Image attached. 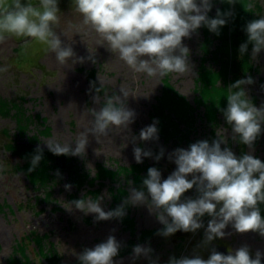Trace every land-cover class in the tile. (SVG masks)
Wrapping results in <instances>:
<instances>
[{"label":"rangeland","instance_id":"rangeland-1","mask_svg":"<svg viewBox=\"0 0 264 264\" xmlns=\"http://www.w3.org/2000/svg\"><path fill=\"white\" fill-rule=\"evenodd\" d=\"M67 1L59 0L60 19L55 31L65 44L73 48L76 54L74 61L59 63L46 45L29 37L7 36L0 40V87H6L0 88V264H79L78 254L105 242L110 235L121 244L115 264H169L172 257H193L197 251L190 243L194 239L191 238L193 233L178 231L168 237L160 235L164 224L148 203L127 204L125 212L133 214L126 213L120 220L113 218L106 221H98L95 214H85L74 207L68 210L63 204L102 194L101 206L105 211L114 210L124 204L132 189L147 191L143 180L150 167L158 168L162 179H166L176 170L175 163L169 160L171 153L177 148L187 149L197 141L211 143L218 138L217 129L226 130L224 136L227 143L222 144V148H230L237 157L250 154L261 161L264 159V126L252 146L244 145L233 134L222 111L227 106L226 87L249 76L254 83L246 85L245 91L258 108L264 106V80L258 79L261 77L258 73L264 72V51L256 58L261 61L254 75L250 71L247 73L243 64L248 58L257 64L256 59H252V51L250 53L252 46L249 45L243 57L239 51L247 41L246 24L264 15V0H236L234 5L226 0H213L212 10L208 13L210 18L216 17L217 9L231 11L233 16L218 35L202 26L190 38H185L183 44L190 49L191 71L163 77L133 71L116 53L108 50L94 30L83 25V17L75 5L71 7ZM24 2L37 3L38 0ZM236 32L243 37L239 45L236 43ZM16 37L24 39L21 47L16 46V42H20ZM105 52L111 57V63L104 68L101 60L96 61V58L101 59ZM235 63L240 64L238 70ZM40 71L44 73L40 74ZM50 77L61 81L56 89L64 100L61 106H58L60 103L53 104L52 108L51 104L45 110L36 103V99L42 98L39 94L13 90V82L27 87L34 81ZM151 93L154 94L151 96ZM117 96L130 110L136 111L135 114L141 112L142 117L136 114L134 122L127 128L113 126L106 134H93L94 111H99L108 98ZM204 110L207 111L206 124L199 122V119L205 121L201 115ZM35 114L38 122L31 123ZM81 115H84L85 121ZM48 116L54 118L52 124L55 126L46 127L44 134H56L49 143L54 146L66 142L65 145H70L74 151L75 142L82 138L81 133H87L86 153L95 154L97 150H104L99 157H110L111 163H118L115 165L117 171L111 170L98 177H110L115 186L120 184V189L112 190L105 186L102 191V186H97L99 178L90 180V188L86 179L90 161L86 157L72 159V155H66L65 159L62 157L63 162H55L47 141L40 142L41 137L37 135L41 125H48ZM87 118L90 120L87 121ZM156 121L158 140H140L143 124L149 126ZM70 138L71 143L68 141ZM25 142L28 145H23ZM35 144L43 148L44 158L34 172H29L31 157L37 149ZM135 147L150 150L153 157L143 158L142 163H137L133 153ZM161 149L164 155L157 162L155 156ZM96 161L106 162L101 158ZM132 164L135 166L131 167ZM62 167H67L69 174L64 176L66 172H60L57 177V170ZM77 167L83 172L86 170V174H81V169L75 174ZM121 176L126 182L120 181ZM55 178L59 180L56 183ZM72 179L75 180L72 182ZM130 181H135V184ZM125 183V190H121ZM66 184H72L70 191L65 190ZM198 195L194 187L182 199H195ZM259 207L264 217V204ZM211 219L205 215L202 218L204 227L196 231L197 235L202 233L200 238H195L199 246L206 241L205 231ZM217 241L233 243L237 249L245 245L250 249L258 246L264 252V240L259 233L241 234L232 224L225 229V237ZM136 245L150 247L151 255L135 258L133 248Z\"/></svg>","mask_w":264,"mask_h":264},{"label":"clouds","instance_id":"clouds-1","mask_svg":"<svg viewBox=\"0 0 264 264\" xmlns=\"http://www.w3.org/2000/svg\"><path fill=\"white\" fill-rule=\"evenodd\" d=\"M226 2L234 5L236 0ZM74 5L83 17V25L94 30L109 51L116 53L133 71L160 77L189 73L190 49L183 40L202 26L218 35L233 16L231 11L217 9L216 17L210 18L208 13L212 10L213 0H74ZM59 13V0H38L37 3L0 0V40L7 36L29 37L46 45L59 63L74 61L73 48L55 31ZM244 30L247 41L240 46L241 57L251 45L255 60L264 51V15L249 21ZM253 83L249 76L229 85L225 95L227 106L222 109L233 134L248 146L255 143L264 126V106L258 108L245 91V86ZM135 116L121 97H110L99 111H94L92 133L106 134L113 126L127 128ZM157 123L142 129L139 139L145 142L158 140ZM225 131L217 129L218 138L211 143L202 140L190 144L187 149L177 148L169 155L176 170L166 179H162L158 168L150 167L143 180L147 191L132 189L130 197L114 210H104L102 196H88L63 206L68 210L74 207L85 214H95L98 221H106L122 218L127 204L148 203L164 224L159 234L165 237L178 231L195 233L204 227L202 218L205 215L212 217L205 231L206 242L223 239L229 224L238 233L257 232L264 236V217L259 207L264 204V162L250 154L237 157L230 148H222V144L227 143ZM87 135L81 133L82 138L75 142L74 151L70 145L60 143L53 146L47 142V146L55 155L83 156L88 144ZM133 153L137 163L153 157V153L143 147H135ZM163 155L161 149L155 156L156 161L159 162ZM43 158V148L37 147L28 171L34 172ZM89 174L95 175V169L89 168ZM71 187L66 184L65 190L70 191ZM194 187L199 194L197 198L182 199ZM120 249V242L110 235L105 242L78 254L79 264H115ZM151 252L150 247L143 245L133 248L135 258L149 257ZM262 258L264 254L257 251L253 259L245 245L234 253L230 250L227 255L213 250L207 259L199 255L172 257L169 264H261Z\"/></svg>","mask_w":264,"mask_h":264},{"label":"flooded vegetation","instance_id":"flooded-vegetation-1","mask_svg":"<svg viewBox=\"0 0 264 264\" xmlns=\"http://www.w3.org/2000/svg\"><path fill=\"white\" fill-rule=\"evenodd\" d=\"M17 38V37H16ZM18 39V38H17ZM20 42H16V40H15V42H16V46H18V47H21L22 45H21V43H24V39L23 38H21V39H18ZM251 46V45H250ZM251 51H252V48L250 49V53H251ZM54 55H55V53H54ZM48 56V55H47ZM246 58H248V57H246ZM47 59H49V60H51V57H48ZM92 59V58H91ZM109 59H111V57L110 56H108V54H106V52L104 53V55H103V57L100 59V58H96V61L97 60H101V62L103 63V67L105 68V65L107 66V65H109L110 63H111V61H109ZM116 60H118V59H116ZM260 59H256V62H257V64L255 65V63H253L251 60H249V58H248V60H245L244 62H243V64H244V69H245V71L246 70H248L247 71V73L250 71V72H252V75H254V73H256V72H258V65H260ZM45 62V61H44ZM46 63V62H45ZM262 63L264 64V58H262ZM44 65H46L47 67H48V64H44ZM246 65L248 66L247 68H246ZM54 68L53 69H56L55 68V66H53ZM108 67V66H107ZM58 68V67H57ZM49 70H50V68H48ZM59 70V69H58ZM51 71V70H50ZM1 72V71H0ZM58 72V71H57ZM254 72V73H253ZM44 73V71H40V74H43ZM258 75H260L261 77H258V79H263L264 80V72H261V73H258ZM249 76V75H248ZM56 78V77H55ZM1 79V78H0ZM35 83H33L32 85L31 84H29L27 87H25V86H22V85H20V84H15L14 82H13V84H14V86L15 87H13L14 89L13 90H15V91H17V90H20L22 93H24V91H30L32 94H34V95H36V94H39L42 98L40 99V100H38V99H36V103L39 105V107H41V108H43V109H45L46 107H47V105H51L52 104V108L54 107V105L53 104H59L58 106H61V101L63 102L64 100H62V98H61V96L60 95H58V93H56V89H57V87H60V85H61V81H60V79L58 78V80L57 81H55V80H53V78L52 77H50V78H47V79H43V81H39V82H36V81H34ZM220 85H222V84H220ZM22 86V87H21ZM20 87V88H19ZM246 87V86H245ZM1 89L2 88H6V87H4V86H1L0 87ZM245 90H246V88H245ZM51 91H54V92H51ZM51 92V93H50ZM135 94V93H134ZM46 96H48L49 98H46ZM54 98V99H51V98ZM48 100V101H47ZM39 102V103H38ZM57 102V103H56ZM22 105H24V104H22ZM55 105V106H56ZM25 107H26V105H25ZM141 107V106H140ZM144 108H146V107H144ZM50 109V108H49ZM46 110V109H45ZM147 110V109H146ZM37 112V111H36ZM51 112H54L53 110L51 111ZM136 112V111H135ZM138 115V117H142V114H141V112H139V113H137ZM201 115H203L202 117H205V121H202L203 119H199V122H203L204 124H206L207 122H208V120H206L207 119V111L206 110H204V114H201ZM37 115L35 114L34 115V117H33V120L31 121V123H37L38 122V120H37ZM49 117V121H48V125L46 126H44V124L43 125H41V127L39 128V130H38V137L40 138V142H41V140H44V141H47V142H49L50 140H51V138H52V140H54L55 139V136H56V134L53 132V134L51 133L49 136H47V135H45L44 134V132H45V129H46V127L47 128H49V127H54L55 125H53L52 124V120L54 119H52L51 118V116H48ZM81 117L82 118H84V115H81ZM220 117H222V116H218V118H220ZM77 118V117H76ZM88 120L87 121H89L90 120V118H87ZM224 119V118H223ZM201 120V121H200ZM19 120L17 119L16 120V122H18ZM84 121H85V118H84ZM12 122V121H11ZM29 125V124H28ZM40 131H41V133H40ZM51 135H52V137H51ZM68 139H69V137H67ZM111 138H113V137H111ZM126 139V138H125ZM69 141V143H71L72 142V140H71V138H70V140H68ZM127 142H128V138H127V140H126ZM75 142V141H74ZM27 143V144H26ZM65 144H66V142H64ZM23 145H28V142H25V144H23ZM34 146H36V147H40V146H37L36 144L34 145ZM107 146H109V145H107ZM114 148H117V146H113ZM124 147V146H123ZM123 147H121V150H120V153H122V148ZM116 150H118V149H116ZM119 151V150H118ZM105 151L104 150H97L96 151V153L95 154H93L92 152L89 154V153H86L85 152V155H83V157H86V158H88V160L90 161V164L88 165V167H87V169L88 168H94L95 169V175H89L88 173H87V175H86V179H88V185H89V187L91 188V186H90V180H92V181H95L96 179H98L99 178V180L97 181V186L98 187H101L102 186V191H104V188H105V186H108L109 188H111L112 190H113V188H114V190H116V188H119L120 189V184H118L117 186H115L116 184L114 183V181L110 178V177H106V178H103V177H98V175H101L102 173H106V172H108V171H111V170H113V171H117L118 169H116V166L115 165H117L118 163H116V162H112L111 163V160H110V157H108V158H106V157H99L101 154H103ZM54 155V157L53 158H55V162H63L62 160V157H64V159H65V157H66V155H55V154H53ZM81 158V159H83V157L82 156H73L72 155V159L73 158ZM98 158H101V159H103V160H106V162L105 163H103V161H96ZM65 163H67V162H65ZM121 164V163H120ZM137 165V164H136ZM132 166H135V164H132L131 165V167ZM68 167H70L69 165H68ZM80 169L81 168H79V167H77V169H75L74 171L76 172L75 174H77L78 172L80 173ZM127 169H131L130 167H128ZM81 171H82V173L81 174H83V175H85L86 174V170L83 172V170L81 169ZM63 173V172H66V173H63L64 174V176L65 175H67V174H69V169L67 168V167H62V168H60L59 170H57V173H56V176L57 177H59L58 176V173ZM53 173V172H52ZM53 175H54V173H53ZM141 175V174H140ZM139 175V176H140ZM39 177V176H38ZM90 178V179H89ZM75 179H72L71 181L73 182ZM57 181H59L57 178H55V183L57 182ZM120 181L122 182V181H124V182H126L124 179H122V176L120 177ZM130 182H133V181H130ZM87 184V183H86ZM111 184H113V185H111ZM133 184H135V181L133 182ZM72 185V184H71ZM92 185V184H91ZM125 188H126V183H125V186H122L121 187V190H125ZM88 193H89V191H88ZM101 196H102V194H101ZM127 214H131L132 212H126ZM133 214V213H132ZM134 216V215H133ZM136 217V216H135ZM137 218V217H136ZM119 220H120V218H119ZM138 220V219H137ZM192 235V234H191ZM190 235V236H191ZM202 235V233L201 234H198L197 235V233L195 232V233H193V235H192V237L191 238H194V239H191V241H190V243H191V245H193L194 247H196L195 249L197 250L196 252H195V255H199V256H201L202 258H204V259H207L209 256H210V254H211V252L213 251V250H216V249H218V248H220V247H223V246H225L226 247V251L227 252H229L230 250L234 253L235 252V250H237V247L235 248L234 247V244L233 243H224V242H218L217 240H219V238H216V239H214L213 241H211V242H206V241H203V239L201 238V242H202V244H203V246L201 245V246H199V245H197L196 244V239H197V237H199L200 238V236ZM196 238V239H195ZM262 240H264V236H262ZM263 247V246H262ZM264 248V247H263ZM250 249V248H249ZM250 251H251V253H252V256H254L255 257V254H256V252L257 251H259V252H261L262 254H264V252H262V251H260V249L258 248V246H255L254 247V249H250Z\"/></svg>","mask_w":264,"mask_h":264},{"label":"trees","instance_id":"trees-1","mask_svg":"<svg viewBox=\"0 0 264 264\" xmlns=\"http://www.w3.org/2000/svg\"><path fill=\"white\" fill-rule=\"evenodd\" d=\"M67 2H69L70 3V5H71V7H72V4H74L73 2H74V0H69V1H67ZM235 37H236V43L239 45V43H241V42H243L242 41V36L240 35V34H238L237 32L235 33ZM235 67L237 68V70H238V68L240 67V64L239 65H237L236 63H235ZM248 66L246 65V68H247ZM228 87V86H227ZM226 87V88H227ZM213 90L215 91V88H213ZM262 162H264L263 160H262ZM132 169V168H131Z\"/></svg>","mask_w":264,"mask_h":264},{"label":"water","instance_id":"water-1","mask_svg":"<svg viewBox=\"0 0 264 264\" xmlns=\"http://www.w3.org/2000/svg\"><path fill=\"white\" fill-rule=\"evenodd\" d=\"M215 251H218V252L223 253L225 255H227L229 253V252L226 251V247L225 246L220 247V248L216 249ZM252 258L254 259L255 257L252 256ZM261 264H264V258H262Z\"/></svg>","mask_w":264,"mask_h":264},{"label":"bare ground","instance_id":"bare-ground-1","mask_svg":"<svg viewBox=\"0 0 264 264\" xmlns=\"http://www.w3.org/2000/svg\"><path fill=\"white\" fill-rule=\"evenodd\" d=\"M154 93H151V96L153 95ZM141 97V96H140ZM141 102V100H140ZM137 114V113H136ZM138 115V114H137ZM148 124H143V127L145 128ZM130 129V128H129Z\"/></svg>","mask_w":264,"mask_h":264},{"label":"crops","instance_id":"crops-1","mask_svg":"<svg viewBox=\"0 0 264 264\" xmlns=\"http://www.w3.org/2000/svg\"><path fill=\"white\" fill-rule=\"evenodd\" d=\"M263 161H264V159H263Z\"/></svg>","mask_w":264,"mask_h":264}]
</instances>
